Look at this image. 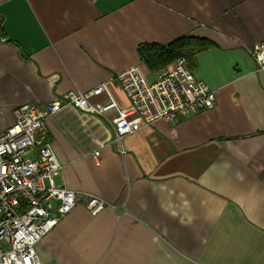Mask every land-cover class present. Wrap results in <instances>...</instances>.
<instances>
[{"label":"crops","instance_id":"crops-1","mask_svg":"<svg viewBox=\"0 0 264 264\" xmlns=\"http://www.w3.org/2000/svg\"><path fill=\"white\" fill-rule=\"evenodd\" d=\"M183 36L215 43L191 69L215 90L214 107L122 143L114 111L65 106L47 118L56 185L108 204L91 215L79 203L50 230L37 245L44 264H264V69L254 58L264 0H0V133L21 105L103 82L128 108L116 75L137 66L155 80L139 46Z\"/></svg>","mask_w":264,"mask_h":264},{"label":"built area","instance_id":"built-area-1","mask_svg":"<svg viewBox=\"0 0 264 264\" xmlns=\"http://www.w3.org/2000/svg\"><path fill=\"white\" fill-rule=\"evenodd\" d=\"M254 58L264 69V42L256 45ZM116 80L129 99L126 109L103 82L87 92L70 90L52 102L21 105L15 110V123L0 133V264H44L37 245L50 230L79 203L91 215L108 204L98 195L56 185L62 164L44 134L48 117L65 106L107 118L114 111L111 121L122 143L124 136L158 119L174 122L216 103L215 90L195 77L183 57L161 67L155 80L137 66L118 73ZM102 96L105 102L92 101Z\"/></svg>","mask_w":264,"mask_h":264},{"label":"trees","instance_id":"trees-1","mask_svg":"<svg viewBox=\"0 0 264 264\" xmlns=\"http://www.w3.org/2000/svg\"><path fill=\"white\" fill-rule=\"evenodd\" d=\"M212 46L215 43L208 38L183 36L168 45L143 43L138 51L142 61L152 70L160 69L182 57L187 67L192 69L196 55Z\"/></svg>","mask_w":264,"mask_h":264},{"label":"bare ground","instance_id":"bare-ground-1","mask_svg":"<svg viewBox=\"0 0 264 264\" xmlns=\"http://www.w3.org/2000/svg\"><path fill=\"white\" fill-rule=\"evenodd\" d=\"M48 103V102H47Z\"/></svg>","mask_w":264,"mask_h":264}]
</instances>
